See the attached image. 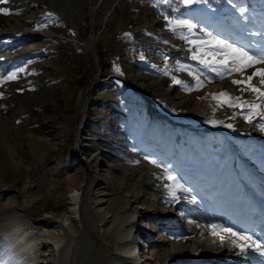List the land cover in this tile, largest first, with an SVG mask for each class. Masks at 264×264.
<instances>
[{
	"label": "rangeland",
	"instance_id": "374dc122",
	"mask_svg": "<svg viewBox=\"0 0 264 264\" xmlns=\"http://www.w3.org/2000/svg\"><path fill=\"white\" fill-rule=\"evenodd\" d=\"M0 8L12 13H0V30H4L0 35L1 220L11 209L12 199L25 204L23 209L32 218L28 224L32 228L35 221H41L47 213L60 216L71 197L68 177L74 176L73 181L80 184L87 176L76 154L77 149H81L83 157L93 156L92 161L97 166L98 195H105L108 190L116 191V182L121 183V207L107 210L108 207L96 205L87 209V222L92 224L99 238V251L105 263L117 253L116 238L111 234L113 225L106 226L111 217L124 210L125 204H129V208L147 210L140 215L139 229L145 226L142 219L164 215L163 209L170 208L181 214L182 218H174L179 226L170 224L168 231L164 225L159 231L158 242L149 247L153 248L152 258L147 264L168 261L210 264L211 250H207L205 242L211 233L196 220V204L213 208L216 217L213 224L220 223L219 211L225 210L229 217L227 223L249 235L248 228L257 217V207L263 209L260 216L263 221L264 128L260 125L264 124V118L254 115L249 123L244 119L247 108H229L212 98L228 90L207 91L223 80L250 70L252 72L246 74L243 81L244 87L250 84L264 91L259 74L251 81L247 79L260 64L231 73L214 66L219 67L223 79L212 70L211 75L216 80L203 78L204 70L209 68L192 59L197 48L182 37L207 40L206 33L211 32L225 40L226 31L230 36L226 42L252 55L264 53V0H199L191 5L183 0H168V3L161 0H8L0 3ZM205 13L212 18L211 23L206 22ZM219 14L224 18L220 19ZM179 20L197 25L193 29L195 35L186 27H176L172 23ZM228 24L231 30H238L237 35L228 30ZM57 36L86 45L91 40L103 71L99 74L88 49L68 44ZM219 59L222 58L217 57ZM229 67H233L231 63ZM13 72L16 77L7 79ZM114 76L125 78L146 94L149 105ZM196 76L202 82L200 87H197ZM176 80L181 83L177 84ZM88 87L89 97L85 101ZM166 88H171L169 93L164 92ZM241 93L244 94L239 96L241 101L260 103L257 93ZM201 100L210 101L212 106L198 109ZM151 104L157 113L150 111ZM259 110L264 111V108ZM163 117L170 118L173 124L205 133L199 135L191 129L176 128L172 123L164 125ZM84 121L88 125L83 127ZM42 137H49L51 141ZM208 139L211 144L206 142ZM227 143L235 148L236 161ZM183 147H190L191 151L183 155L180 149ZM125 155L126 170L143 165L141 159L153 167L155 180L161 173V179L154 184L156 187L110 170L109 166L123 161ZM151 160L161 166L150 163ZM105 162L108 166L104 167ZM165 168L175 173L184 187L192 190L195 205L183 203L184 195L189 192L177 190L179 199H173L166 185L175 182L164 178ZM163 223L155 219L153 230L158 232L157 226ZM189 225L200 231L197 239L202 237L197 240L201 250L197 254L177 252L178 246L174 249L172 243L193 241L186 233ZM69 233L78 238L83 235L75 226ZM134 237H138V232ZM79 245H74L73 252L85 263L90 259V248L84 240H80ZM249 251L264 264V257ZM41 252V264L55 263L52 245L45 243ZM239 255L241 261L235 264L246 260L243 253ZM213 261L225 264L224 259Z\"/></svg>",
	"mask_w": 264,
	"mask_h": 264
},
{
	"label": "bare ground",
	"instance_id": "6f19581e",
	"mask_svg": "<svg viewBox=\"0 0 264 264\" xmlns=\"http://www.w3.org/2000/svg\"><path fill=\"white\" fill-rule=\"evenodd\" d=\"M3 33H4V30L2 31L1 29L0 35H3ZM88 44L92 45L91 40L88 41ZM98 67L100 68V66ZM261 71H264V64L258 65V67H256L253 70L254 73L252 77H255L256 74L258 76L259 72ZM250 72L252 71L250 70L249 72H246V73L243 72V74L239 76H233L226 80H223L222 82H219L209 87L207 91L213 92L214 90H217V89H223V90L225 89L231 93L236 94L237 96H241L242 93L239 88H245L244 84L242 83L240 85H235L232 83V80H241L243 82L245 80L246 74L248 73L250 74ZM92 86H93V83H92ZM89 90H90V87H89ZM170 90L171 88H166L164 92L169 93ZM84 97H85L84 98L85 101H87L89 97V92L85 93ZM181 99L186 100L183 97ZM198 103L199 104L197 105V108L201 110L207 109L212 106L210 101L206 102V101L201 100ZM88 106H86V108ZM153 106L154 105L151 104L150 111L155 114L157 113V111L155 107L153 108ZM215 111H217V109ZM162 120H163L164 125L172 123L170 118L163 117ZM85 125L86 124L84 121L83 127ZM42 139L44 138L42 137ZM39 140L41 141L40 138ZM44 140L51 141V138L46 137ZM76 154L78 156V160L80 159L79 161H82V164L84 167L83 170L85 171L84 173H86L87 175L86 179L80 182V184H76L73 181L74 176L70 175L68 177L67 182H69L68 188H69V193L71 195L69 199L70 201L68 203V207L65 209V211L62 214H60V216L54 217L51 215V213H47L45 217L43 216L44 218L41 219V221L40 220L38 222L35 221L33 225L34 226L36 225V228H40L39 231H37V229L34 228V226L32 228L31 227L32 225L31 226L28 225L32 221V218L28 217L30 215L26 211H24L25 209L23 208L25 204H19L18 200L12 199L11 202L13 205L11 209L9 211H6L8 213L5 216H3L4 218L2 220L0 219L1 220L0 221V264H41V261L43 259L41 251L45 243H47L48 245L50 244V246L52 245V248H54L55 250L54 252L55 253V263L54 264H135L134 263L135 259L137 260L139 259L143 261V259H141L142 256L137 252V250H134L132 247L136 244V239L134 236L138 232V229H139L138 222L141 220L140 215H143V213L147 210L145 208H141L139 210L138 208L137 209L129 208V204L128 205L125 204L124 205L125 207L123 206L124 210H121L120 212L118 211L119 213H117L114 218L111 217L110 220L108 221L109 223L107 224L106 227L107 228L110 226L112 227L113 225L111 234L112 236H115L116 238L117 248L115 249L117 250L118 254L114 253V257L112 256L113 258L109 259L108 263H105L104 261H102L101 254L99 251V244H98L99 238L97 234H95L96 232L92 230V227H91L92 224L90 225L87 222L88 220L87 219V215H88L87 209H89L88 207L94 208L96 205H98L97 207L99 208L108 207L107 210L111 208L121 207V205L123 204L121 202L123 196L120 195L121 193L120 190L122 189L120 186L121 183H119V181L116 182V188H117L116 191L108 190L106 193H104L105 195H98L99 192L97 191V189L99 187L98 185L99 182L95 176V174L97 173V166L92 161L93 156L83 157L82 155L83 153L81 149H77ZM126 159H127V155H125L123 161L120 160L118 162H113L114 166H109L110 170L114 172L115 174L122 173L120 174V176H123L125 178H130L132 181H136V182L138 181L145 185H150L153 188L156 187L154 184L155 183L157 184L158 183L157 181L161 179V175H160L161 173H159L156 176L157 179L155 180L154 178L155 176L152 173V170H154L153 167L149 164V162H147L146 160H141V159L140 161H142L143 165L139 167H131L126 170L125 169L126 164H127ZM103 165L105 167L107 165V162H105ZM124 171H125V174L123 173ZM128 172H130L129 177H128ZM107 177L108 176H106V179ZM149 182L152 184H150ZM101 185H103V183ZM191 191H189V195L187 196L184 195L185 198L189 197V199H185V198L183 199V203H186L187 205L189 204L190 206L191 204H194L193 197L191 196V193H192ZM109 193H111L112 195H110ZM195 206H196L195 212H197V217H198L196 218V220H198L200 224L205 225V229L207 228L208 231L211 233V236L205 242L207 245V250H211L210 264H214V263L221 264L218 261L217 262L213 261V259L215 260L224 259L225 264H235V262L241 261L240 259L241 255H239L240 250L231 243V241L234 238L231 237L228 233H225L222 231L219 232V235H213L212 229L207 227L208 225L213 224L216 221L213 208L210 207L209 205L203 206V205L196 204ZM138 207H140V204L138 205ZM262 210L263 209L261 207L256 208L255 214L257 215V217L255 218L254 222H252V225L248 228L249 230L248 233H251V235L254 236V239H257L260 242L264 243V217H263V221L262 222L260 221V216L263 215ZM163 211H164V215L167 214L169 217H173L172 220L175 217H178V216L180 217L181 215V214L178 215L177 211H172L170 208L163 209ZM179 217L177 219H179ZM228 218L229 217L227 215V212L223 209H220L219 211L220 223L218 224L223 225L224 227H230L236 232H243V233L246 232L245 230L241 228L237 229L229 225L227 223ZM141 222L145 224V226L142 227L144 230H148V229L149 231L153 230L152 226H154L153 225L154 221L152 217L144 218L142 219ZM171 225L172 226L174 225L175 227L179 226L176 224L175 221L174 222L171 221ZM73 226H75L76 228H79V230L83 232V235L80 238H78L79 236L75 237L73 235L72 236L70 235L69 232L71 231ZM189 226L187 230L189 232H186V233L188 236L193 237V241L185 242L186 240H182V243H180L178 240H176V241H173L172 243H174L173 244L174 249L178 246L177 252L186 251V252H193V254H197L201 251L199 250V246L197 245V242H198L197 240L202 239V237H199V239H197L196 236L200 235L199 233L200 231H197L196 228H192V226L190 227ZM94 227L95 226H93V228ZM221 237H223V240H221ZM80 240L82 242L83 240L85 241V243L89 246L90 252H91L88 257L90 259L86 258L88 260L85 263L80 262L78 260L79 258H76V255L73 252V250H76L73 248L74 245L77 244L78 246H80L79 245ZM81 247H84V246H81ZM152 249L149 247L144 249V252L148 251V254L145 258V261H143V264H147L149 261L151 262ZM172 251L173 250H171L170 252L172 253ZM219 254L221 256L218 257ZM243 256L246 257V260L245 259L242 260L241 264L243 263L260 264L255 258V256L250 253V251H248L247 253H243ZM208 261L209 260H207V262ZM247 261L248 263H246Z\"/></svg>",
	"mask_w": 264,
	"mask_h": 264
},
{
	"label": "snow or ice",
	"instance_id": "6c2138e0",
	"mask_svg": "<svg viewBox=\"0 0 264 264\" xmlns=\"http://www.w3.org/2000/svg\"><path fill=\"white\" fill-rule=\"evenodd\" d=\"M7 2L8 0H0V3ZM161 2L168 3V0H161ZM183 2L185 4L191 5L193 3L199 2V0H183ZM241 11L243 12V9ZM0 13L4 15L12 14L2 8H0ZM172 23H174L176 27H186L191 35H195L193 29H195L197 25L190 23L187 20H179ZM173 31H175V28H173ZM206 36L208 37L207 40L199 41L191 40L188 36H183L182 38L197 48V51L193 54L192 59L198 60L200 64L204 65V67L209 68L212 71H216L217 75L220 76L221 79H223L222 72L219 70V67L214 66H220L223 68L224 72L231 73L233 71H242L244 67H251L253 64H264V53L252 55L249 51H246L243 48L236 47L234 44L228 43L225 40H221L218 37L213 36L211 32L206 33ZM208 57H211V59H208ZM217 57H221L222 59L217 60ZM229 63H231L233 67H229ZM23 70L24 69H19V71ZM117 71H119V69H117ZM259 75L261 76V83L264 84V71L259 72ZM15 77L16 73L13 72L7 77V79L11 80ZM195 78L197 80V87H200L202 82L200 81L199 76H196ZM247 79L248 81H251L252 76H248ZM176 83L180 84L181 81L176 80ZM232 83L235 85H240L243 82L241 80H232ZM240 91H251L257 93V99L260 101V103L257 104L255 101H241V97H230L227 92H221L218 95H213L212 98L219 101L221 104H226L229 108H247L248 111L244 115V119L249 123H252V117L254 115H259L261 118H264V111L259 110L264 108V91L250 84L246 88H240ZM227 126L231 127V125ZM260 126L261 128H264V124ZM150 163H153L157 167L161 166L157 164L155 160H151ZM165 172L167 175L164 178L175 182L173 185H166V187L170 188L173 199H179V197L176 196L177 190L184 193L189 192V189L184 187V185L179 182L175 173L169 172L167 168H165ZM207 227L212 229L213 235H219L220 231L228 233L234 238L231 243L237 247L241 253H247L249 250H251L258 253L261 257H264V243L254 239L253 236L243 232H236L232 228L224 227L220 224H210ZM221 240H223V237H221Z\"/></svg>",
	"mask_w": 264,
	"mask_h": 264
},
{
	"label": "water",
	"instance_id": "95a60500",
	"mask_svg": "<svg viewBox=\"0 0 264 264\" xmlns=\"http://www.w3.org/2000/svg\"><path fill=\"white\" fill-rule=\"evenodd\" d=\"M57 39H59V40H61V41H64V42H66V43H68V44H77V45H79L80 47H83V48H86V49H88L90 52H91V54H92V56H93V59H94V61H95V63L97 64V67L98 66H100L99 65V59H98V51H97V49H96V47H95V45L93 46V45H91V44H88V46L86 45V44H80L79 42H77V41H75V40H70V39H66V38H64V37H61V36H57L56 37ZM87 43H88V41H87ZM98 72H99V74H100V72H102L103 71V68L100 66V68L98 67ZM114 78H116V79H118V80H120V81H122L123 83H124V85H126L127 87H129L134 93H136L141 99H143L148 105H149V101H148V99L146 98V94H143V93H140L138 90H136L135 89V87L130 83V82H128L125 78H121V77H118V76H114ZM90 90H89V87L87 88V90L85 91V93H88ZM88 108V107H87ZM87 110V109H86ZM87 124V123H86ZM88 125V124H87ZM174 127H176V128H180V129H182V128H184V129H191L192 131H194V132H196L197 134H204L205 132H203L202 130H194V129H192L191 127H186V126H183V125H178V124H172ZM230 147V149H231V151H233V149H232V147L231 146H229ZM235 159V158H234Z\"/></svg>",
	"mask_w": 264,
	"mask_h": 264
},
{
	"label": "crops",
	"instance_id": "0c3cea01",
	"mask_svg": "<svg viewBox=\"0 0 264 264\" xmlns=\"http://www.w3.org/2000/svg\"><path fill=\"white\" fill-rule=\"evenodd\" d=\"M196 14H198V13H196ZM202 14H204V13H202ZM208 13H205V15H206V22H208V23H211V21H212V18L210 19V17L207 15ZM201 14L199 13L198 14V16H200ZM204 15V16H205ZM219 18L221 19V18H224V17H222L220 14H219ZM218 22H220L221 23V25H222V22H221V20L220 21H218ZM219 24V23H218ZM228 30L230 31V32H232V33H234V34H238V30L237 29H235V31L234 30H231V27L229 26V24H228ZM225 33V40L226 39H229L230 38V36L229 35H227V32L225 31L224 32ZM224 35V34H223ZM214 36V35H213ZM243 37H245V36H243ZM246 38V37H245ZM235 44H237L238 46H240L238 43H235ZM241 48V47H240ZM181 59V58H180ZM182 60V59H181ZM233 66V65H232ZM202 76H203V78H213V80L215 79L216 80V78L215 77H212V75H211V70L210 69H206V70H204V72H203V74H202ZM181 149V148H180Z\"/></svg>",
	"mask_w": 264,
	"mask_h": 264
},
{
	"label": "trees",
	"instance_id": "16d2710c",
	"mask_svg": "<svg viewBox=\"0 0 264 264\" xmlns=\"http://www.w3.org/2000/svg\"><path fill=\"white\" fill-rule=\"evenodd\" d=\"M192 138L199 139L198 137H194V136H192ZM200 140H202V139H200ZM212 141L214 142L215 139H213ZM206 142L208 144H211V139H208ZM190 151H191V148L190 147H187V149L185 147L181 148V152H182L183 155H186L187 154L186 152H190Z\"/></svg>",
	"mask_w": 264,
	"mask_h": 264
}]
</instances>
